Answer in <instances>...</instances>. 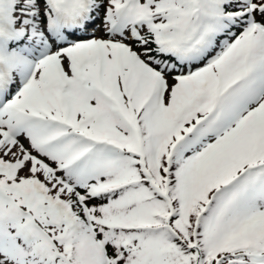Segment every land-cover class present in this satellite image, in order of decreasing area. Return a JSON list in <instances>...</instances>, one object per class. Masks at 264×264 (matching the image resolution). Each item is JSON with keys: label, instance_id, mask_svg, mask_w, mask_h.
<instances>
[{"label": "snow or ice", "instance_id": "obj_1", "mask_svg": "<svg viewBox=\"0 0 264 264\" xmlns=\"http://www.w3.org/2000/svg\"><path fill=\"white\" fill-rule=\"evenodd\" d=\"M0 264H264V0H0Z\"/></svg>", "mask_w": 264, "mask_h": 264}]
</instances>
